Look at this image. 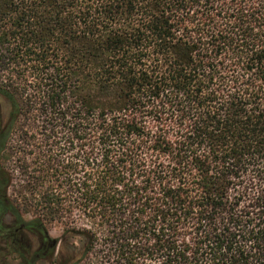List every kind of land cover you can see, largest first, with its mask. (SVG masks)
<instances>
[{
  "label": "trees",
  "instance_id": "1",
  "mask_svg": "<svg viewBox=\"0 0 264 264\" xmlns=\"http://www.w3.org/2000/svg\"><path fill=\"white\" fill-rule=\"evenodd\" d=\"M5 217L53 264H264V0H0Z\"/></svg>",
  "mask_w": 264,
  "mask_h": 264
},
{
  "label": "flooded vegetation",
  "instance_id": "2",
  "mask_svg": "<svg viewBox=\"0 0 264 264\" xmlns=\"http://www.w3.org/2000/svg\"><path fill=\"white\" fill-rule=\"evenodd\" d=\"M12 223L10 221L6 225L0 224V239H3L5 246L3 264H8L12 257L15 258L14 264H31L34 259L37 262L33 264H53L50 256V251L54 245L52 239L47 237L45 233L38 239L30 230H23L24 225L13 227ZM29 237H35L36 243H30ZM8 242L13 246L7 248Z\"/></svg>",
  "mask_w": 264,
  "mask_h": 264
},
{
  "label": "rangeland",
  "instance_id": "3",
  "mask_svg": "<svg viewBox=\"0 0 264 264\" xmlns=\"http://www.w3.org/2000/svg\"><path fill=\"white\" fill-rule=\"evenodd\" d=\"M24 217L26 219H30V218L34 217V214H31V213L25 214ZM10 221H11L10 217H5L3 220V223L8 224ZM61 230H62V227L58 223L47 224V235L50 239L58 238L61 234ZM28 241L32 244H35L36 238L35 237H32V238L29 237ZM4 248H5L4 241L2 239H0V264H3V255H4V250H5ZM14 263H15V260H12V259L8 262V264H14Z\"/></svg>",
  "mask_w": 264,
  "mask_h": 264
},
{
  "label": "water",
  "instance_id": "4",
  "mask_svg": "<svg viewBox=\"0 0 264 264\" xmlns=\"http://www.w3.org/2000/svg\"><path fill=\"white\" fill-rule=\"evenodd\" d=\"M53 243H55V241H53Z\"/></svg>",
  "mask_w": 264,
  "mask_h": 264
}]
</instances>
